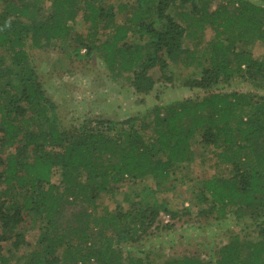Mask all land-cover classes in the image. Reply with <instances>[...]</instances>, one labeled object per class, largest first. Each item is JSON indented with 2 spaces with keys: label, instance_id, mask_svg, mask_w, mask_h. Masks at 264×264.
<instances>
[{
  "label": "trees",
  "instance_id": "trees-1",
  "mask_svg": "<svg viewBox=\"0 0 264 264\" xmlns=\"http://www.w3.org/2000/svg\"><path fill=\"white\" fill-rule=\"evenodd\" d=\"M214 1L49 0L45 12V0H0V264H155L123 260L122 248L157 229L160 214H189L157 195L194 161V142L229 168L227 177L197 176L198 203L210 204L215 220H246L255 237H234L209 262L192 255L161 264H264V52L261 59L251 53L256 44L264 49V4L218 0L213 8ZM79 15L86 36L74 33ZM208 29L213 37L200 52L184 47L190 37L200 47ZM98 37L106 40L95 49L112 74H129L135 93L154 91V69L163 76L169 63L196 64L199 76L183 86L205 96L155 107L150 123L131 117L62 127L29 48L72 39L89 53ZM240 82L256 92L236 90ZM145 181L155 190L135 189ZM124 186L122 203L98 214L102 195L117 201ZM27 222L39 234L19 256L30 247Z\"/></svg>",
  "mask_w": 264,
  "mask_h": 264
},
{
  "label": "rangeland",
  "instance_id": "rangeland-1",
  "mask_svg": "<svg viewBox=\"0 0 264 264\" xmlns=\"http://www.w3.org/2000/svg\"><path fill=\"white\" fill-rule=\"evenodd\" d=\"M254 1L264 4V0ZM105 2L108 5H116L120 2H127V0H105ZM217 3L218 0H215L212 7L214 8ZM49 6V0H45V12ZM80 16L76 19L74 33L86 36L89 24L84 23ZM125 16L124 12L118 14L116 23H123ZM212 37L213 33L208 29L199 39L202 41L200 47V42L197 48L194 46L195 42L192 37L184 40V47L190 50L197 49L200 52L205 47L204 44ZM105 40V38L98 37L89 53L84 48L77 49L78 46L73 43L72 39L63 45H50L46 49L29 48L36 74L46 96L57 108L56 116L62 127L79 126L87 120L119 122L131 117H138L150 123L153 120L155 107H166L179 104L186 99L205 96L202 91L188 90L183 86L184 80L199 76L200 69L196 64L184 69L169 63L163 76L158 69H154L149 72L155 81L154 91L148 95L135 93L127 81L129 74H112L103 55L95 49ZM263 52L261 44H256L251 50L255 59H261ZM197 56L199 57L200 54ZM235 89L245 93L256 92L246 82H240ZM259 94L264 95V92H259ZM192 149L195 159L187 169L176 174L175 187L168 184L167 188L170 191L160 192L157 195L159 200H167L172 210L188 209L189 214L182 215L176 220L168 219L164 213L160 214L157 229L133 247L122 248L123 260L127 259L128 255H132L161 264L169 259L194 255L209 262L215 259L217 250L231 242L234 237L239 241L255 237V229L249 226L246 220H235L233 214H227L215 220L214 215L208 213L210 204L198 203L196 199L199 193L197 176L201 174L206 178L227 177L229 168L217 165L213 150H201L197 142L193 143ZM2 154L3 157L5 154ZM144 187L155 190L151 181L140 183L135 189L140 191ZM119 190L117 201H112L107 195H102L99 200L98 214L103 213V208L113 211L118 203H122L124 192H127L129 188L124 186ZM30 225L33 224L27 222L22 226L30 247L22 249L19 256L31 252L38 237V230L31 229Z\"/></svg>",
  "mask_w": 264,
  "mask_h": 264
},
{
  "label": "built area",
  "instance_id": "built-area-1",
  "mask_svg": "<svg viewBox=\"0 0 264 264\" xmlns=\"http://www.w3.org/2000/svg\"><path fill=\"white\" fill-rule=\"evenodd\" d=\"M167 218L169 219V217L167 216ZM166 222H168V221H166Z\"/></svg>",
  "mask_w": 264,
  "mask_h": 264
}]
</instances>
